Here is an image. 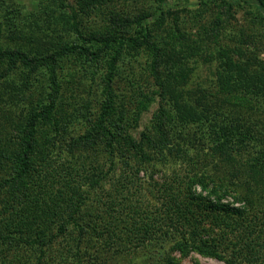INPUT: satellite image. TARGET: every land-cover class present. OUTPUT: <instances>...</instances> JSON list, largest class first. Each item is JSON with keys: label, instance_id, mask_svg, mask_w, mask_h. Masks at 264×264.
<instances>
[{"label": "trees", "instance_id": "obj_1", "mask_svg": "<svg viewBox=\"0 0 264 264\" xmlns=\"http://www.w3.org/2000/svg\"><path fill=\"white\" fill-rule=\"evenodd\" d=\"M112 1L81 0L88 7ZM242 1L201 4L219 8L218 28L235 19L236 6L264 28V0ZM38 2L37 12L25 13L18 0H0V264H180L174 251L264 264V196L252 199L198 172L184 184L168 183L159 205L146 201L136 179L149 156L130 133L156 94L162 106L155 130L167 144L169 134L186 136L198 122L206 140L224 135L245 146L264 113V66L255 64L243 81L215 65L216 77L229 85L217 90L200 73L173 76V43L167 51L154 35L151 12L133 19L113 13L104 31L85 32L75 12L56 21L64 0ZM158 22L165 20L158 16ZM131 25L138 28L128 33ZM140 58L144 71L128 72ZM230 67L240 73L238 65ZM123 78H132V91L150 81L157 90L129 102L119 91ZM190 82L198 86L194 93L185 92ZM188 104L194 111L187 117ZM119 160L131 172L99 196L96 172Z\"/></svg>", "mask_w": 264, "mask_h": 264}, {"label": "rangeland", "instance_id": "obj_2", "mask_svg": "<svg viewBox=\"0 0 264 264\" xmlns=\"http://www.w3.org/2000/svg\"><path fill=\"white\" fill-rule=\"evenodd\" d=\"M38 1L18 0V4L23 7L22 10L25 13L37 12ZM160 1L114 0L111 3L96 2L95 6L88 7L83 5L81 0H64L63 3L66 7L58 9L54 16L56 15V21L63 23L75 12L78 14L81 29L90 32L104 31L112 22L113 13L133 19L151 12L155 14L152 16L154 18L150 20L154 35L161 43H167V51L173 43V49L169 51L171 60L174 59L177 63L173 76L177 75L181 79L184 73L191 71V74L194 75L193 78H196L200 73L202 79H207V82L214 79L217 90L220 88L221 90L229 89V85L225 87L227 80L222 81L216 77L215 65L221 66V70L224 68L229 74L233 73L235 78L243 81L249 78L255 64L264 66V28L257 25V22H253L246 7H234L232 14L235 19L224 24L222 29L217 27L218 7H210L206 10L201 4L202 0H162V3ZM244 3L243 5H245ZM158 16L165 20L163 26L155 25L159 23ZM130 27L128 33H133L138 28L136 25ZM231 63L240 67V73L236 72L235 67H230ZM132 67L139 70L138 74L142 73L146 67V58H140L126 70L129 72ZM262 72L264 74V71ZM131 79L123 78L118 82L119 91L125 94L129 102H131L130 96L135 97L141 91L151 94L157 90L150 81L149 85L147 82L139 83L138 88L132 91L130 83L133 80ZM134 83L136 85V81ZM126 86L129 91L125 90ZM197 89L198 86L194 82L185 86V92L194 93ZM178 93L170 90L169 97L175 96L178 99ZM196 97L199 101L202 94H197ZM152 98H155L154 102L149 105L147 111L143 112L136 127L130 130L137 142H143V147L147 150V155L150 158L136 179L137 184L143 189V197L146 201L159 205L163 197V192L160 190L167 185L169 187L168 183L184 184L198 172L201 174L204 172L237 192L239 190L243 194L251 196L252 199L259 200L261 199L259 195L264 196V113L261 116L262 121L252 124L251 130L254 135L245 146L239 144L237 138L234 140L224 135H220L212 141L206 140L208 139L204 134L206 126L198 122H191L188 125L186 136L180 134L171 138L169 134L168 137L172 143L167 144L160 132L155 130V122L159 115L160 105L162 106V100L156 94ZM199 102L202 104V101ZM128 106V115L132 116L135 106L131 103ZM163 106L171 112V105L164 103ZM193 111L194 107L188 104L186 116L188 117ZM245 122V124H249V120H245ZM80 133L82 132H77L76 135ZM147 137H150L149 140ZM133 162L132 165L139 163L137 159H134ZM107 165L109 166H103L102 173L98 170L95 174L94 181H97V184H94L93 188L99 196L103 195L105 190L113 187L119 175L127 176L131 172L129 166H126L127 163L122 160ZM195 188L197 192L201 191L199 186ZM226 200L231 203L233 198L226 197ZM239 205L236 204V206ZM171 256L179 259L180 264H226L214 258L203 257L195 252L190 253L187 257H182L180 253L174 251Z\"/></svg>", "mask_w": 264, "mask_h": 264}]
</instances>
